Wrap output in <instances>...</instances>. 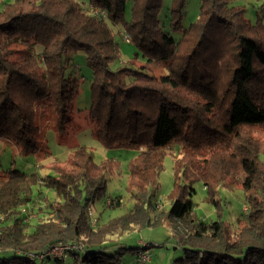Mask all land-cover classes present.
I'll return each instance as SVG.
<instances>
[{
    "label": "trees",
    "instance_id": "trees-1",
    "mask_svg": "<svg viewBox=\"0 0 264 264\" xmlns=\"http://www.w3.org/2000/svg\"><path fill=\"white\" fill-rule=\"evenodd\" d=\"M127 1L13 0L0 7V138L22 154H38L44 120L59 134L74 131L79 80L67 72L64 56L84 51L92 69L86 115L92 134L106 148L137 150L128 173L131 210L96 227L88 210L108 197L114 160L96 162L82 145L65 165L49 167L55 174L12 168L0 175V264H121L124 247L92 235L157 223L165 148L178 140L189 152L175 161L167 215L192 230L180 238L184 253L173 264H264V141L243 134L246 126L264 125L263 17L252 22L233 0H201L198 19L183 27L186 0H174L170 28L181 31L175 38L160 22L162 0H133L130 18ZM110 24L136 47L115 68L121 48ZM203 151L208 156L198 162L196 153ZM199 180L211 196L221 184L243 188L249 207L234 238L222 220L192 215ZM35 201L38 222L32 225L25 219ZM109 201L105 207L122 205L119 195ZM79 240L83 250L66 256L26 254Z\"/></svg>",
    "mask_w": 264,
    "mask_h": 264
},
{
    "label": "rangeland",
    "instance_id": "rangeland-1",
    "mask_svg": "<svg viewBox=\"0 0 264 264\" xmlns=\"http://www.w3.org/2000/svg\"><path fill=\"white\" fill-rule=\"evenodd\" d=\"M13 0H0V7L3 3ZM174 0H162V7L159 12V18L164 28L171 33L175 38H179L181 31L171 30V7ZM90 0H80L84 6L89 4ZM235 4L244 5L245 14L252 22H256L258 16H262L264 24V0H233ZM133 0H128L126 5V16L130 18ZM201 0H186L183 8V17L181 23L183 27L189 26L193 21H196L200 14ZM116 39L120 43L121 56L112 64V67H117L125 61L130 60L136 51L134 43L126 42L123 38L124 30L120 27L110 24ZM264 39V32H263ZM68 63V73H71L79 80V91L74 99L75 110V126L74 131L65 134H59L51 121H45V127L40 134L41 150L37 154H22L14 142L4 138H0V175L3 176L12 168H18L27 172H38L40 175L55 174L54 169L49 168L53 164L65 165L64 163L73 149L85 145L94 152L96 162H101L106 159L114 160L112 171L107 183L106 195L104 199L96 200L89 208L91 222H94L93 227L99 224L106 223L109 219L117 217L129 212L133 206V199L128 190V173L129 164L136 156L137 150L124 148H106L92 134V125L86 120L88 109L91 105V75L92 69L87 64L86 54L84 51L67 53L64 56ZM141 60V59H140ZM158 73H163L159 71ZM245 136H255L264 141V125L246 126L243 128ZM48 151V152H47ZM50 151V152H49ZM166 155L164 157V167L159 174V187L156 191V215L159 220L156 224L134 228L128 231L109 230L102 231L92 235V239L100 242L103 240H117L116 248L123 246L121 264H173V261L181 257L184 253L183 244L180 238H184L192 229L189 222H183L178 219L169 218L167 209L170 207L171 195L176 188V169L175 161L182 156L188 154L187 146L182 140L172 142L165 148ZM208 156L207 151L196 153V160L202 161ZM186 158V157H185ZM239 168V167H238ZM234 175L240 176L239 171L234 172ZM229 182V178L226 180ZM227 184V183H224ZM196 193L193 196L194 213L199 220L211 222L213 220H222L224 224L230 228V236L234 238V233L238 232L243 224L242 215L246 210L244 205L246 202L245 192L239 185H222L219 186L215 196L210 195L204 181L199 180L194 183ZM46 191V190H45ZM47 197L53 198L51 192L47 191ZM122 197V205L119 207H108L109 198L115 196ZM42 201V200H41ZM43 204V202H41ZM105 203H107L105 207ZM39 205V201L34 202L33 212L27 210L26 221L31 219V224L35 225L38 221L34 217L35 211ZM249 207V204H246ZM101 217L100 219H98ZM156 217V216H154ZM143 221L147 219V215L138 216ZM48 219L44 217L42 220ZM97 219V221H96ZM154 219V218H153ZM152 219V220H153ZM1 220V218H0ZM141 220V222H142ZM101 222V223H100ZM143 225V224H141ZM117 234H111L108 232ZM233 231V232H232ZM29 232V230H28ZM85 238V237H84ZM76 242V243H75ZM74 244H66V242L54 244L43 253H35L26 250V254L30 259L38 258L47 255L50 256H66L67 252L83 250L84 240L74 241ZM81 244L82 246L76 245ZM134 247L136 249H132ZM139 248V249H138ZM21 250V249H17ZM67 264H72L70 260Z\"/></svg>",
    "mask_w": 264,
    "mask_h": 264
},
{
    "label": "built area",
    "instance_id": "built-area-1",
    "mask_svg": "<svg viewBox=\"0 0 264 264\" xmlns=\"http://www.w3.org/2000/svg\"><path fill=\"white\" fill-rule=\"evenodd\" d=\"M123 38H124V40L126 41V42H131V36L127 33V32H123ZM244 208H245V210L247 211V209H248V206L245 204L244 205ZM75 245V244H74ZM76 245H79V246H82L81 244H76Z\"/></svg>",
    "mask_w": 264,
    "mask_h": 264
}]
</instances>
